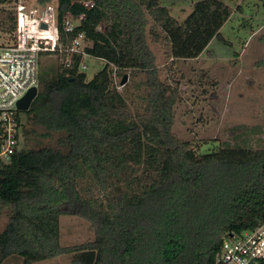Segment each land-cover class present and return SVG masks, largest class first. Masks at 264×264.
I'll list each match as a JSON object with an SVG mask.
<instances>
[{"label": "trees", "instance_id": "obj_1", "mask_svg": "<svg viewBox=\"0 0 264 264\" xmlns=\"http://www.w3.org/2000/svg\"><path fill=\"white\" fill-rule=\"evenodd\" d=\"M159 1L55 0L64 51L39 54L60 64L51 75L38 70L37 96L20 112L19 144L43 130L41 137L57 136L56 145L20 147L0 165V215H8L0 264L10 256L33 264L63 255L71 264H212L225 238L264 223V149L199 154L178 139L179 82L160 79L148 46L149 39L167 46L172 62L197 59L212 39L223 42L219 31L233 11L227 2L238 0L199 1L182 22ZM79 15L65 33L66 16ZM0 25L11 35L15 12ZM79 34L83 53L104 62L89 81L82 56L64 53ZM113 68L119 83L128 73L121 92ZM139 75L144 107L132 114L129 88ZM61 215L85 220L93 240L61 246Z\"/></svg>", "mask_w": 264, "mask_h": 264}, {"label": "rangeland", "instance_id": "obj_2", "mask_svg": "<svg viewBox=\"0 0 264 264\" xmlns=\"http://www.w3.org/2000/svg\"><path fill=\"white\" fill-rule=\"evenodd\" d=\"M17 1L29 7L42 6L38 0H12L0 5V17L9 12L13 15ZM199 1L202 0H160L159 4L170 11L172 18L182 22ZM49 4H55V0ZM227 5L233 11L219 31L223 42L212 39L195 60L172 62L167 46L148 40L160 79L179 82L181 97L175 107L172 132L178 139L191 142L199 154L226 148L264 149V8L259 0H238ZM237 7L240 9L236 10ZM9 40V34L0 25V45ZM82 63L86 81L104 66L102 60L93 57L83 59ZM59 64L57 56L41 57L39 75L45 72L51 75ZM125 76L127 81L128 73ZM141 80L139 75L129 88L127 105L132 114L141 112L144 107ZM136 83L140 84L137 88ZM22 125L30 130L25 117H22ZM42 132L30 134L27 143L21 138L20 147L55 146L57 136L41 137ZM7 217V213L0 215V232ZM93 238V231L85 220L74 215L59 217L61 246H76ZM71 261V255H63L33 264H71ZM1 264H22V259L10 256Z\"/></svg>", "mask_w": 264, "mask_h": 264}, {"label": "built area", "instance_id": "obj_3", "mask_svg": "<svg viewBox=\"0 0 264 264\" xmlns=\"http://www.w3.org/2000/svg\"><path fill=\"white\" fill-rule=\"evenodd\" d=\"M84 6L89 9L92 3L86 2ZM14 11L15 30L9 35L10 40L0 45V165L7 164L20 149L21 120L17 103L29 90L38 87L39 54L64 51L59 43L55 4L47 3L38 8L17 1ZM83 19L84 15L66 16L64 32L70 33ZM83 38L81 34L75 37L64 53L80 54L82 60L88 58L83 53ZM79 69H85L83 63ZM113 71L114 85L119 91L123 85L117 82L115 68ZM212 264H264V223L225 238Z\"/></svg>", "mask_w": 264, "mask_h": 264}, {"label": "water", "instance_id": "obj_4", "mask_svg": "<svg viewBox=\"0 0 264 264\" xmlns=\"http://www.w3.org/2000/svg\"><path fill=\"white\" fill-rule=\"evenodd\" d=\"M41 27L44 29L45 25H41ZM126 83V76L122 78L121 85H124ZM37 96V89L32 88L27 92V94L18 101L17 103V109L19 112H25L29 109L32 101Z\"/></svg>", "mask_w": 264, "mask_h": 264}]
</instances>
